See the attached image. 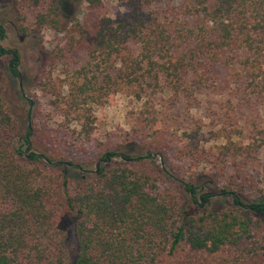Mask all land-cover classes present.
Wrapping results in <instances>:
<instances>
[{
  "label": "trees",
  "instance_id": "1",
  "mask_svg": "<svg viewBox=\"0 0 264 264\" xmlns=\"http://www.w3.org/2000/svg\"><path fill=\"white\" fill-rule=\"evenodd\" d=\"M105 1L86 0L82 19L44 49L39 86L61 122L39 126L17 114L0 83V264H264V203L246 202L247 183L215 171L220 157L200 123L185 127L174 149L177 133L166 129L182 124L179 115L162 121L153 104L195 102L229 70L264 100V0H119L124 11L115 16ZM26 2L38 8V26L59 30L57 7ZM122 91L144 101L137 120L159 138L133 129L125 140L139 138L146 155L116 161L108 143L91 161L98 170H89L69 153L96 138V110ZM263 142L218 155L249 160ZM158 153L163 167L150 158ZM214 184L227 198L219 207L208 192ZM64 220L73 225L74 256Z\"/></svg>",
  "mask_w": 264,
  "mask_h": 264
},
{
  "label": "rangeland",
  "instance_id": "2",
  "mask_svg": "<svg viewBox=\"0 0 264 264\" xmlns=\"http://www.w3.org/2000/svg\"><path fill=\"white\" fill-rule=\"evenodd\" d=\"M45 1L58 8L59 30L38 26L36 24L38 8L28 5L29 2L26 0H0V25L6 32V38L0 41V46L5 51L0 54V83L4 86L15 112L20 115L28 113L30 119L39 126L50 124L52 119L61 122L58 112L50 104L51 97L47 96L39 86L41 71L46 61L44 49L55 48L63 38L65 29L71 25V20L75 17L82 19L87 9L86 0ZM105 4V11L111 16L124 11V5L119 0H106ZM42 8L41 6L40 9ZM20 37H23L22 41ZM14 49L17 50L19 57L16 68L20 71L21 78L15 76L8 68V63L15 59L10 53ZM78 57L81 58V54ZM61 72L59 69L57 75H60L64 88H67L66 76ZM254 98L250 97L249 90L245 89L235 71L229 70L228 73L221 72L215 86L195 102L174 107L164 99L156 100L153 104L155 111L158 112L157 117L162 121L166 115L171 117L179 115L178 121L182 124L173 125L172 121H169L172 128L166 129L169 135L177 133L171 140L174 149L177 148L179 137L186 130L185 127H196V122L200 123L203 126L204 140L213 148L214 154L220 157L215 171L223 175L222 179L234 176L240 180L239 182L245 181L247 196L243 199L246 202L252 200L264 203V142L256 157L249 160H240L229 155V158L223 161V155H218L224 146L232 148L241 142L255 140L260 144L262 140L264 141V100H253ZM143 104L144 101L137 102L126 91L112 96L110 102L99 107L95 112L99 134L91 143L70 151V157L76 163L94 170L97 162L92 164L91 161L105 153L108 143L114 147L116 156L113 159L116 161L124 154L146 155L148 148L139 138L128 142L125 140V134L132 133V130L138 127L142 134L147 136L146 141L159 138L152 135L156 129L153 124L144 128V124L137 120ZM35 145L36 150L40 149L38 144ZM150 158L158 166H164V159L160 153L151 155ZM110 161L111 159L103 164H108ZM176 164L178 165L177 161ZM225 164L230 166V170L224 169ZM224 173H227L225 177ZM206 179H209V176H203L201 181ZM208 192L217 196L215 207H219L227 200L225 195L219 192L217 184H214ZM62 227L69 235L67 245L71 255L74 256L77 249L72 222L64 220Z\"/></svg>",
  "mask_w": 264,
  "mask_h": 264
},
{
  "label": "flooded vegetation",
  "instance_id": "3",
  "mask_svg": "<svg viewBox=\"0 0 264 264\" xmlns=\"http://www.w3.org/2000/svg\"><path fill=\"white\" fill-rule=\"evenodd\" d=\"M0 31L2 32V35L0 36V41L6 38V32L5 29L2 25H0ZM20 40H23V37H20ZM5 51L1 48L0 46V54H3ZM13 56H15V59L13 61H10L8 64V68L10 69L11 72L16 71L18 73V77L21 78V74L20 71L18 70V68H16V65L18 63L19 57H18V53L17 50L14 49L10 52ZM22 86V82L20 81V87Z\"/></svg>",
  "mask_w": 264,
  "mask_h": 264
},
{
  "label": "water",
  "instance_id": "4",
  "mask_svg": "<svg viewBox=\"0 0 264 264\" xmlns=\"http://www.w3.org/2000/svg\"><path fill=\"white\" fill-rule=\"evenodd\" d=\"M105 162H108V160L102 161V163H105ZM96 167H97V170H98L99 164H97Z\"/></svg>",
  "mask_w": 264,
  "mask_h": 264
}]
</instances>
